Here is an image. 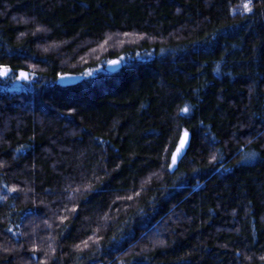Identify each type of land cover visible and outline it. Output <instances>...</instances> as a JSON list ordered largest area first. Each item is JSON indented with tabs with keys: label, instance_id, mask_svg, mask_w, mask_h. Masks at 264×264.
<instances>
[{
	"label": "trees",
	"instance_id": "16d2710c",
	"mask_svg": "<svg viewBox=\"0 0 264 264\" xmlns=\"http://www.w3.org/2000/svg\"><path fill=\"white\" fill-rule=\"evenodd\" d=\"M245 2L0 0V66L31 77L0 82V264H264V0Z\"/></svg>",
	"mask_w": 264,
	"mask_h": 264
},
{
	"label": "water",
	"instance_id": "95a60500",
	"mask_svg": "<svg viewBox=\"0 0 264 264\" xmlns=\"http://www.w3.org/2000/svg\"><path fill=\"white\" fill-rule=\"evenodd\" d=\"M113 61H115L116 63H111V62H113ZM120 67H121V62H120V60L117 59V58H114V59H112V60H110L109 62L106 63V65H105V70H106L107 72L112 73V72L118 70ZM72 80H73V79H69L68 76H66L64 79H62V81H63V82H66V83L69 82V81H72ZM187 142H188V135H187V134H184V135L181 137V139H180V141H179V144H178L177 148H176L175 151H174V153H176L175 163H177L178 160L182 157L183 152H184V150H185V147H186V145H187ZM177 149H179L178 152H177ZM171 163H172V164H175V163H173V154H172Z\"/></svg>",
	"mask_w": 264,
	"mask_h": 264
},
{
	"label": "rangeland",
	"instance_id": "374dc122",
	"mask_svg": "<svg viewBox=\"0 0 264 264\" xmlns=\"http://www.w3.org/2000/svg\"><path fill=\"white\" fill-rule=\"evenodd\" d=\"M119 59V58H117ZM111 59L107 60L104 62V69H105V65L107 62H109ZM120 60V59H119ZM121 62V61H120ZM98 70H101L100 66H97V67H94L93 69L89 70V71H86L84 75H90V74H93L94 72L98 71ZM69 79H78L79 76L75 77V76H70V75H67ZM19 77V74L17 76H10L9 73H7L6 76H2L0 77V82L1 83H4L5 85L9 86L10 88L12 89H18L22 86H24V84L27 82H30L31 81V77L28 75V78L27 79H23V78H17Z\"/></svg>",
	"mask_w": 264,
	"mask_h": 264
},
{
	"label": "snow or ice",
	"instance_id": "6c2138e0",
	"mask_svg": "<svg viewBox=\"0 0 264 264\" xmlns=\"http://www.w3.org/2000/svg\"><path fill=\"white\" fill-rule=\"evenodd\" d=\"M249 3H250V0H246V2L244 3L243 7L245 9V11H248L250 10L249 9ZM111 63H116L115 61L111 62ZM10 71L9 68H7V66H0V77L2 76H6L7 73ZM17 78H23V79H27L28 78V74L21 71L20 74H19V77ZM183 111H187V109H183ZM179 151V149H177V152ZM175 158H176V153H173V163H175Z\"/></svg>",
	"mask_w": 264,
	"mask_h": 264
}]
</instances>
